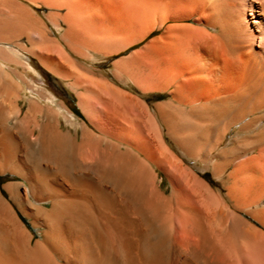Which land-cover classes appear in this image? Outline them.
Returning <instances> with one entry per match:
<instances>
[{"label":"bare ground","instance_id":"obj_1","mask_svg":"<svg viewBox=\"0 0 264 264\" xmlns=\"http://www.w3.org/2000/svg\"><path fill=\"white\" fill-rule=\"evenodd\" d=\"M65 1L54 5L69 9L63 40L70 48L120 52L158 33L147 75L143 60L116 67L143 94L165 100L147 116L153 140L141 132L133 103L118 99L131 96L108 87L116 127L97 125L103 137L84 131L78 159L54 125V96L26 77L16 82L11 64L31 70L25 51L71 81L85 113L89 98L106 112L105 89L85 85L87 74L67 55L56 60L54 38L6 0L14 15L0 16V174L23 182L5 185V193L0 187V264H264V0H132L144 29L127 43L111 37L125 27L87 41L72 12L79 7ZM4 40L27 45L12 41L16 50ZM165 132L189 159L213 155L214 187L166 147ZM115 153L120 163L109 165ZM154 167L172 171L169 195Z\"/></svg>","mask_w":264,"mask_h":264},{"label":"rangeland","instance_id":"obj_2","mask_svg":"<svg viewBox=\"0 0 264 264\" xmlns=\"http://www.w3.org/2000/svg\"><path fill=\"white\" fill-rule=\"evenodd\" d=\"M2 1L3 0H0L1 18H4L6 20H12L14 15L12 7L5 3L6 0H4L3 2ZM13 1L26 8L29 13L33 16L34 20L36 19L35 21H37V23H39V25H41L42 28L54 38L56 60L60 58V54L67 55L74 62L75 66L73 68H75V70L87 74L88 78H86L85 85L91 86L93 88L95 87L97 90L101 87L102 89H107L106 92L104 90L103 95V104L106 107V112H104L100 106L97 109L98 111H100L98 112L94 105L99 101H97L96 98H89L90 104H93V106L89 107L88 112L85 113L83 110V106L80 104V101L78 99L79 92L81 90L79 91L77 89H71V81L62 79L56 75H52L43 68L41 63L33 59L30 54L25 51H22V53L24 54L25 61L31 66V70L28 71L25 66H23V64L21 63L11 64V69L15 71L13 77L16 82L20 81V77H26L27 80L33 86L35 85L38 90L48 91V93H51L54 96V125L58 132H60L63 137L67 138L71 142V144L75 146V152H77L76 155L78 156V159L80 158V150L85 140L84 131L95 137H98L102 136V134L98 130L97 125L102 124L103 126H105V128L116 127L114 115L111 112L109 105L113 104V99L110 97L112 96V93L109 92L110 89L108 88L110 86H113L117 90L126 92L131 96L130 99L132 100H128L123 97H118V99H120L122 102L129 101L133 103L134 106L131 107V110L135 111L136 115H138L139 119H141L137 123L141 132L143 134L149 135L150 139H155L153 137L151 126L148 122L147 116L150 115V112L152 110H154V104L164 101L165 97H159L155 94H143L141 90H139L134 84L131 83L130 80H128L129 76L123 75L117 70L116 65L121 61H128L132 67H137L139 66L138 61L143 60L146 63L145 74L147 75L149 71V43L158 33L152 37H148L141 43L130 45L120 52L113 53L110 49L104 48L92 49L93 47L90 48V45L86 44L82 46L77 45V47L75 46V43H73L74 46L72 45V48H70L66 44L67 42L63 40L66 31H68V24L65 19L67 13L69 12V9L67 8V6L65 8L58 5H54L57 4V2L63 3L65 0ZM52 2L54 3L51 4ZM71 6L73 8L77 6L80 9L77 10V8H75L76 10H73L72 12L75 19L77 21H81L78 22L80 25L78 26V29L81 28V30L79 31L82 33V35L85 34H83L84 26L87 32H89L90 35L85 34V36H87V38H85L87 39V41L90 39H93V41H101L103 38L102 35H110L109 33L111 30L125 27L123 29V33L119 32V34L113 35L111 37L114 42L117 41V43H127L134 40L138 35L142 33L144 29V26L142 27L140 23L136 21V4L132 0H72ZM94 34H98V36L102 34V38L101 36L94 37ZM99 38L100 40H98ZM12 41L17 44L21 42L23 44H26V42L24 41L17 40H4L3 43L4 45H10L13 46L16 50H19L20 48H18L17 45L14 44ZM25 93L30 96V92L28 90H26ZM42 104L52 106L50 103H47L46 100H42ZM69 111L75 115L72 121H70L69 117H65L71 114ZM43 120H45L44 117ZM230 138L231 136L229 137V139ZM163 139L165 141L166 147L171 152L179 156L181 155L180 157L184 161L183 166H185V168L192 171L193 175L206 186L214 187V176L211 169V164L213 161L212 154H210L207 159L206 157L202 156L199 159L192 160L189 159L187 156H183L181 154V151L178 149L175 143L166 135V132L164 133ZM55 151H57V148H55ZM110 156H108V159L106 160L107 165L109 157L111 158L110 160L115 159L114 162L112 161L113 163H110L109 161V165H116L115 163L117 162L115 161L116 158H119V156L116 153ZM94 158L98 159L99 156L95 155ZM119 161L120 160H118V162ZM119 163L117 164L119 165ZM152 172L153 178L156 180V182L162 185V191L169 195L173 191V187H175L172 185L174 181L172 171L165 167H154L152 169ZM21 182H23V180L18 176H14L10 173L0 174V187L3 189V191L5 185L10 183ZM7 197L8 199H10L8 194ZM21 218L29 226L30 231L34 235V238H39V231L31 226L27 218H25L24 216H21ZM177 218V223L181 224L183 219L179 216ZM206 252H208V250L205 249L204 253L207 254Z\"/></svg>","mask_w":264,"mask_h":264}]
</instances>
